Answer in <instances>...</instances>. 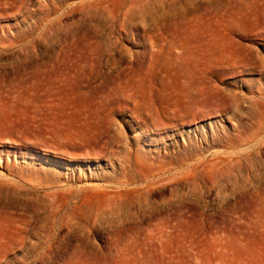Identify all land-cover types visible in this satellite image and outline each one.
Instances as JSON below:
<instances>
[{"label":"rangeland","instance_id":"obj_1","mask_svg":"<svg viewBox=\"0 0 264 264\" xmlns=\"http://www.w3.org/2000/svg\"><path fill=\"white\" fill-rule=\"evenodd\" d=\"M0 264H264V0H0Z\"/></svg>","mask_w":264,"mask_h":264}]
</instances>
